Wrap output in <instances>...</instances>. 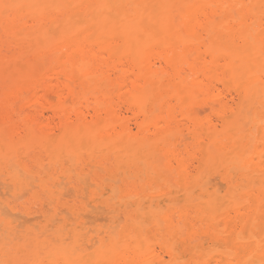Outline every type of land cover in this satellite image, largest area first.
Masks as SVG:
<instances>
[{"label":"bare ground","instance_id":"bare-ground-1","mask_svg":"<svg viewBox=\"0 0 264 264\" xmlns=\"http://www.w3.org/2000/svg\"><path fill=\"white\" fill-rule=\"evenodd\" d=\"M0 181V264H264V0H0Z\"/></svg>","mask_w":264,"mask_h":264},{"label":"rangeland","instance_id":"rangeland-1","mask_svg":"<svg viewBox=\"0 0 264 264\" xmlns=\"http://www.w3.org/2000/svg\"><path fill=\"white\" fill-rule=\"evenodd\" d=\"M29 181V180H28ZM0 184L2 185V183H1V181H0ZM0 185V186H1ZM2 187L3 186H1L0 187V196H2V194H3V191H2ZM63 187V186H62ZM67 189V187L66 188H64V190H63V193L65 192V190ZM68 190V189H67ZM69 191V190H68ZM67 193V192H66ZM65 193V194H66ZM25 195V194H24ZM67 195V194H66ZM87 196V193L85 192V194L83 195V196H79L80 198H78V202L76 203V206L79 208V210H80V212H82V210H87V211H93V210H91V208H93L94 209V207H93V205H92V203L89 201V199H88V196ZM10 198H7V196H5V198L7 199L6 201H5V203H7L6 205L5 204H3V205H0V208L2 209V208H4L3 210H5V208L7 209V210H5L6 212H9L10 213V215H8L9 213H7V214H5L4 213V211H2L1 212V209H0V213H4V214H2L3 216L5 215V216H8V217H10L11 219H13V217H14V224H16V225H18V227H17V231H22V230H24L25 228H31L32 229V231H34L35 232V230H36V232H38L39 231V224L41 223V221L39 220L40 218V215L39 214H32L33 215V218H32V215L31 216H27V215H25L24 213H22V211H20L21 210V206H30V204H31V200H30V196L27 194V195H25V196H22V198L23 197H25V198H23L24 200H20L19 201V199H21V198H19L18 200L16 199H13L11 196H9ZM84 197V198H83ZM40 198L44 201L45 200V198L43 197V196H40ZM65 198V197H64ZM82 198L84 199V200H82ZM10 199V200H9ZM72 199L73 198H69V197H67L66 196V200H68V201H72ZM87 199V200H86ZM7 201H9V203L7 202ZM11 201V202H10ZM13 201V202H12ZM18 201V202H17ZM84 201H86V203L84 202ZM90 202V203H89ZM26 203V204H25ZM87 205H89V207H91V205H92V207L89 209L88 207H87ZM4 206V207H3ZM16 207V210L15 211H11L10 210V208L11 207ZM86 206V207H85ZM18 208V209H17ZM34 208H37L36 206L34 207ZM16 212L17 213H19L18 215H19V218H17V214H16ZM15 213V215H17V216H13L12 217V215L11 214H14ZM22 216H25V220L23 219H21L20 218V216L21 215ZM90 214V215H89ZM94 214V213H93ZM92 213H86V215H88V217L89 218H87V219H90L91 221H90V224L87 222V221H89V220H87V221H85L86 223H85V229L87 230V229H89L88 231H89V233L91 232L92 233V231L94 230V229H97L99 226H101L102 224H104V223H107V221H106V219L103 217V216H101V215H93ZM35 215H36V220H34V217H35ZM90 216L92 217V216H94V217H92L93 219L94 218H96V219H102V220H104V221H96L95 219V221L94 220H92V218H90ZM96 216H100V218H98V217H96ZM16 218L18 219V222L16 221ZM38 218V219H37ZM30 219H32L33 221H31ZM21 220V221H20ZM31 221V222H26V224H24V226L22 227V225L20 224L21 222H23V221ZM93 221L95 222L94 224H91V222L93 223ZM88 224H89V226H88ZM36 225V226H35ZM93 225V226H92ZM95 225V226H94ZM36 228H35V227ZM92 226V227H91ZM22 227V228H21ZM89 227V228H88ZM91 227V228H90ZM93 227H95V228H93ZM92 228H93V230H92ZM92 230V231H91Z\"/></svg>","mask_w":264,"mask_h":264}]
</instances>
